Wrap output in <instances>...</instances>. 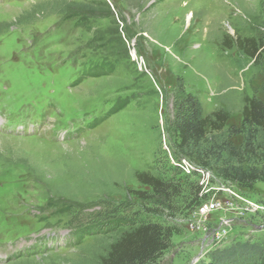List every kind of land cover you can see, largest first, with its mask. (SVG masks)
Segmentation results:
<instances>
[{"label": "rangeland", "instance_id": "rangeland-1", "mask_svg": "<svg viewBox=\"0 0 264 264\" xmlns=\"http://www.w3.org/2000/svg\"><path fill=\"white\" fill-rule=\"evenodd\" d=\"M236 35L264 49V0H0V116L40 123L0 132V264H98L141 222L175 230L156 264H213L231 244H264L262 183L244 189L201 168L189 177L201 205L220 206L205 214L181 196L137 195L151 196L138 174L167 181L184 176L173 162L198 167L176 155L184 96L229 125L242 98L264 100V55L226 50ZM102 62L110 73L85 76Z\"/></svg>", "mask_w": 264, "mask_h": 264}, {"label": "trees", "instance_id": "trees-1", "mask_svg": "<svg viewBox=\"0 0 264 264\" xmlns=\"http://www.w3.org/2000/svg\"><path fill=\"white\" fill-rule=\"evenodd\" d=\"M222 43L226 50L234 49L254 62L264 55L263 43L255 38L236 35L235 39L223 38ZM111 70L106 63L93 64L88 66L85 76L100 77ZM262 90L264 94V82ZM180 94L183 97L182 92ZM182 100L173 122L176 155L240 188L264 184V100L242 98L239 125H229L230 116L222 109L203 117L201 104L192 95ZM191 178L174 173L169 180L162 181L149 174H138L137 182L148 188L151 196L137 195L142 200L163 205L181 196L196 208L202 204V186L191 182ZM181 187L183 192L175 193V189ZM174 233V228L160 223L141 222L130 226L110 244L98 264H156L170 249ZM210 260L213 264H264V244L259 241L234 243L225 252L215 251Z\"/></svg>", "mask_w": 264, "mask_h": 264}, {"label": "built area", "instance_id": "built-area-1", "mask_svg": "<svg viewBox=\"0 0 264 264\" xmlns=\"http://www.w3.org/2000/svg\"><path fill=\"white\" fill-rule=\"evenodd\" d=\"M173 165L176 169H178L180 171V173L182 175H184L186 177H192L194 175L202 177L205 173V171L202 170L201 168L196 167L193 164H191L185 160H181L180 162H173ZM200 186H202V192H203L204 187H203V185H201V183H200ZM215 206H216V208L220 207L218 204H216V205H213V204L201 205L198 208V213L205 214V213L209 212L210 210H213L215 208Z\"/></svg>", "mask_w": 264, "mask_h": 264}]
</instances>
